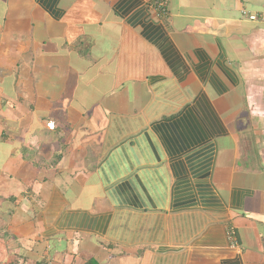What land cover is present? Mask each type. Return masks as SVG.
<instances>
[{
	"label": "crops",
	"instance_id": "1",
	"mask_svg": "<svg viewBox=\"0 0 264 264\" xmlns=\"http://www.w3.org/2000/svg\"><path fill=\"white\" fill-rule=\"evenodd\" d=\"M156 1L0 0V264H264V0Z\"/></svg>",
	"mask_w": 264,
	"mask_h": 264
},
{
	"label": "trees",
	"instance_id": "2",
	"mask_svg": "<svg viewBox=\"0 0 264 264\" xmlns=\"http://www.w3.org/2000/svg\"><path fill=\"white\" fill-rule=\"evenodd\" d=\"M195 113L196 112L192 110H183L173 118L168 119L173 120L176 118L175 122H171V126H173L171 129L174 130L176 134H179L182 144H189L188 142L192 141V136L196 134L198 135L199 139L204 137L203 131L196 119L197 115H195Z\"/></svg>",
	"mask_w": 264,
	"mask_h": 264
},
{
	"label": "built area",
	"instance_id": "3",
	"mask_svg": "<svg viewBox=\"0 0 264 264\" xmlns=\"http://www.w3.org/2000/svg\"><path fill=\"white\" fill-rule=\"evenodd\" d=\"M165 6H166V0H157L156 1V7L158 9V11L161 14H165ZM249 19L253 20V17H249ZM52 123H47L46 127L47 128H51ZM227 240L229 241V246L230 248H235L236 242L234 239V232L232 229H228L227 231Z\"/></svg>",
	"mask_w": 264,
	"mask_h": 264
}]
</instances>
